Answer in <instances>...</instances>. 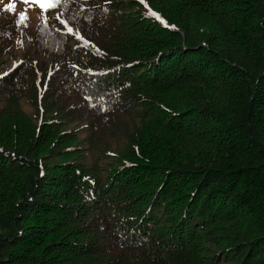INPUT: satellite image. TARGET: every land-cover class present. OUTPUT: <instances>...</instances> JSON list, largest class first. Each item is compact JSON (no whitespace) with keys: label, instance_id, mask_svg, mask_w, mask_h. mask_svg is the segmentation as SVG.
<instances>
[{"label":"trees","instance_id":"1","mask_svg":"<svg viewBox=\"0 0 264 264\" xmlns=\"http://www.w3.org/2000/svg\"><path fill=\"white\" fill-rule=\"evenodd\" d=\"M46 15L0 0V264H264V0Z\"/></svg>","mask_w":264,"mask_h":264},{"label":"snow or ice","instance_id":"2","mask_svg":"<svg viewBox=\"0 0 264 264\" xmlns=\"http://www.w3.org/2000/svg\"><path fill=\"white\" fill-rule=\"evenodd\" d=\"M67 0H23V3L25 4H32V5H36L38 6L40 9H41V13L43 14V24L45 26H47V15L46 13L50 10V9H54V8H58L60 7L61 5L63 4H66ZM141 2H143V0H141ZM15 9V4L14 3H10L7 8L5 10H14ZM62 14H58L57 15V19L60 20V23L61 24H64L65 27L67 28V31L68 33H72L73 32V29L70 28V27H67V22L60 19V16ZM151 15L153 16H157V19H159V16L155 13V12H152ZM28 19V16H27V9H25L24 11L20 12L19 13V17H18V20L16 21V23L19 25V24H24V26L26 27V20ZM18 43L21 44V46H23V41H18ZM22 63V61L20 62ZM16 65H14L15 67ZM7 73H5L6 75Z\"/></svg>","mask_w":264,"mask_h":264},{"label":"rangeland","instance_id":"3","mask_svg":"<svg viewBox=\"0 0 264 264\" xmlns=\"http://www.w3.org/2000/svg\"><path fill=\"white\" fill-rule=\"evenodd\" d=\"M141 1V0H140Z\"/></svg>","mask_w":264,"mask_h":264}]
</instances>
